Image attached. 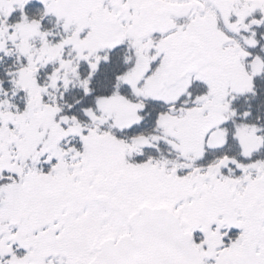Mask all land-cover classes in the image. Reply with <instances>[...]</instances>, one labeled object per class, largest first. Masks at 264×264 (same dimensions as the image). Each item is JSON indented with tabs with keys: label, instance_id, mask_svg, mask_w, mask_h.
I'll use <instances>...</instances> for the list:
<instances>
[{
	"label": "snow or ice",
	"instance_id": "6c2138e0",
	"mask_svg": "<svg viewBox=\"0 0 264 264\" xmlns=\"http://www.w3.org/2000/svg\"><path fill=\"white\" fill-rule=\"evenodd\" d=\"M0 264H264V0H0Z\"/></svg>",
	"mask_w": 264,
	"mask_h": 264
}]
</instances>
